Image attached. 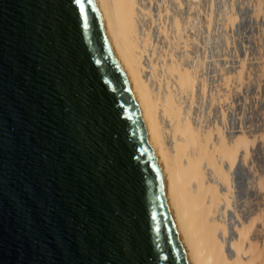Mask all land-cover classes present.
Here are the masks:
<instances>
[{
  "label": "water",
  "instance_id": "obj_1",
  "mask_svg": "<svg viewBox=\"0 0 264 264\" xmlns=\"http://www.w3.org/2000/svg\"><path fill=\"white\" fill-rule=\"evenodd\" d=\"M0 0V264H190L94 0Z\"/></svg>",
  "mask_w": 264,
  "mask_h": 264
},
{
  "label": "bare ground",
  "instance_id": "obj_2",
  "mask_svg": "<svg viewBox=\"0 0 264 264\" xmlns=\"http://www.w3.org/2000/svg\"><path fill=\"white\" fill-rule=\"evenodd\" d=\"M94 1L107 41L139 104L151 146L159 158L175 226L189 263L264 264V214L238 219L228 228L225 219L217 217L220 207H227L229 174L236 169L237 175L244 177L243 166L253 141L241 130L227 140L219 129L208 132L193 122L185 99L191 97L197 77L174 60L166 61L159 70L148 59V36L139 24L145 11L143 6V10L138 8L142 0ZM238 74L240 77L242 71Z\"/></svg>",
  "mask_w": 264,
  "mask_h": 264
},
{
  "label": "rangeland",
  "instance_id": "obj_3",
  "mask_svg": "<svg viewBox=\"0 0 264 264\" xmlns=\"http://www.w3.org/2000/svg\"><path fill=\"white\" fill-rule=\"evenodd\" d=\"M142 1L148 59L159 70L174 60L197 77L185 97L193 122L208 132L219 129L227 140L241 130L253 141L244 177L236 169L229 174L228 203L218 219L228 228L264 214V0Z\"/></svg>",
  "mask_w": 264,
  "mask_h": 264
},
{
  "label": "snow or ice",
  "instance_id": "obj_4",
  "mask_svg": "<svg viewBox=\"0 0 264 264\" xmlns=\"http://www.w3.org/2000/svg\"><path fill=\"white\" fill-rule=\"evenodd\" d=\"M75 3L79 6V11H80V14L82 15L83 10H84L83 3L81 2V0H75ZM68 4H69V6H71L72 0H68Z\"/></svg>",
  "mask_w": 264,
  "mask_h": 264
}]
</instances>
